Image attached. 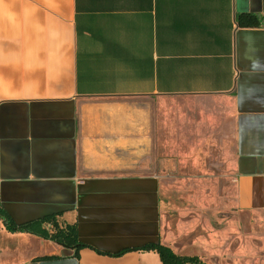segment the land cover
<instances>
[{
	"label": "crops",
	"instance_id": "0c3cea01",
	"mask_svg": "<svg viewBox=\"0 0 264 264\" xmlns=\"http://www.w3.org/2000/svg\"><path fill=\"white\" fill-rule=\"evenodd\" d=\"M204 146L264 237V0H0V264H163L110 255L156 242L219 264L220 231L164 197ZM56 214L86 247L6 226Z\"/></svg>",
	"mask_w": 264,
	"mask_h": 264
},
{
	"label": "rangeland",
	"instance_id": "374dc122",
	"mask_svg": "<svg viewBox=\"0 0 264 264\" xmlns=\"http://www.w3.org/2000/svg\"><path fill=\"white\" fill-rule=\"evenodd\" d=\"M203 148V152L197 153L202 154L198 160L193 153L182 158L173 156L177 161L162 179L167 193L163 196L172 203V212H178L177 217L196 218L203 224L204 233L220 231L219 250L226 253L219 264H264V237L258 229H246L239 218L233 221L228 212L235 191L231 161H227V154ZM229 220L230 225L235 222L230 228Z\"/></svg>",
	"mask_w": 264,
	"mask_h": 264
},
{
	"label": "trees",
	"instance_id": "16d2710c",
	"mask_svg": "<svg viewBox=\"0 0 264 264\" xmlns=\"http://www.w3.org/2000/svg\"><path fill=\"white\" fill-rule=\"evenodd\" d=\"M238 23L242 27L260 26V19L250 14H240ZM10 220V219H9ZM7 219L6 226L11 232H26L37 235L47 240L54 241L62 246L74 248L78 251L80 248L86 247L85 244L79 242L76 225H60L57 222V214L50 215L37 221L29 222L23 225H15ZM44 225H50V229H46ZM131 250L155 251L159 254L163 264H208L198 256H181L173 252V250L160 242L147 244L141 248L124 249L118 253L110 254L115 257L122 256ZM99 253H101L99 251Z\"/></svg>",
	"mask_w": 264,
	"mask_h": 264
}]
</instances>
